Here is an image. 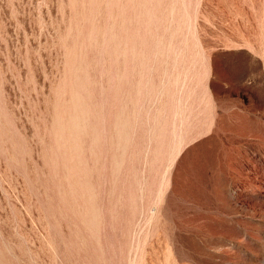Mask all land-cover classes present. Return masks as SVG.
Segmentation results:
<instances>
[{"label":"rangeland","instance_id":"obj_1","mask_svg":"<svg viewBox=\"0 0 264 264\" xmlns=\"http://www.w3.org/2000/svg\"><path fill=\"white\" fill-rule=\"evenodd\" d=\"M0 264H264V0H0Z\"/></svg>","mask_w":264,"mask_h":264}]
</instances>
